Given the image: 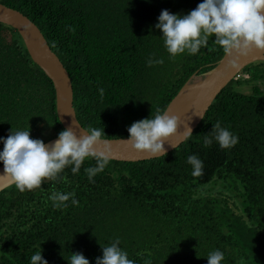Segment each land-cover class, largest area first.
Returning <instances> with one entry per match:
<instances>
[{
  "label": "trees",
  "instance_id": "obj_1",
  "mask_svg": "<svg viewBox=\"0 0 264 264\" xmlns=\"http://www.w3.org/2000/svg\"><path fill=\"white\" fill-rule=\"evenodd\" d=\"M202 0H0L44 34L70 74L80 124L101 139L128 138L133 122L166 111L194 75L224 53L210 38L195 55L170 58L155 25L162 10L181 16ZM150 57L163 64L149 67ZM222 91L196 131L178 149L144 162L110 160L89 181L85 160L73 174L0 193V264H29L40 251L48 264L81 253L96 264L102 246L119 238L135 264H264V62L247 67ZM245 83L250 92L238 88ZM221 122L238 136L231 149L204 145ZM30 130L45 143L65 130L53 82L30 57L20 34L0 23V137ZM0 143V151L3 150ZM203 161L192 176L188 155ZM0 166H3L0 163ZM75 193L78 205L55 208L54 192Z\"/></svg>",
  "mask_w": 264,
  "mask_h": 264
},
{
  "label": "clouds",
  "instance_id": "obj_2",
  "mask_svg": "<svg viewBox=\"0 0 264 264\" xmlns=\"http://www.w3.org/2000/svg\"><path fill=\"white\" fill-rule=\"evenodd\" d=\"M155 27L163 34V44L170 58L182 54L195 56L202 48L208 47L211 38L235 67L240 58L248 56L253 50H264V0H202L183 16L162 10ZM163 63V58L150 57L147 61L149 67ZM196 115L203 117L202 113ZM183 127L184 137L191 136V127L187 123ZM180 128L181 121L177 116L160 111L133 122L127 129L129 136L126 140L140 153L163 157L167 155L168 147H176L169 141ZM104 133V130L92 128L78 138L71 128H67L49 145L43 140L33 139L30 130L12 128L7 137H0L4 146L0 151L3 175H9L20 191L32 190L41 187L46 180H56L66 168L70 167L73 174L78 173L85 160L92 158L96 161L95 166L84 168V172L89 181H93L110 162V154H98L94 147L102 142ZM238 139L236 134L217 121L212 131L204 135V145L207 147L215 142L221 149H231ZM186 161L192 167V176L203 174V161L199 156L188 155ZM70 198L73 206L78 205L74 192L58 191L50 197L55 208L68 207ZM120 245V239L116 238L108 246H102L103 255L96 258V264H135ZM206 258L208 264H222L225 255L216 249L209 252ZM29 264L48 262L42 252L37 251L31 255ZM68 264H90V261L81 253H72Z\"/></svg>",
  "mask_w": 264,
  "mask_h": 264
},
{
  "label": "water",
  "instance_id": "obj_3",
  "mask_svg": "<svg viewBox=\"0 0 264 264\" xmlns=\"http://www.w3.org/2000/svg\"><path fill=\"white\" fill-rule=\"evenodd\" d=\"M0 23L20 34L33 62L53 82L57 96L58 117L64 129L71 128L78 138L86 135L88 131L80 124L74 108V90L70 75L59 57L52 51L39 27L21 12L1 3ZM259 62H264V50H253L248 56L240 58L235 67L230 63V58L224 55L215 68L203 75H194L166 110L181 121L177 135L169 141L176 147H168L167 154L178 149L190 137H184V123L191 127L193 134L222 91L247 67ZM201 113L203 117L196 115ZM57 138L46 144H52ZM126 139H101L102 142L94 146L95 151L98 154L106 152L110 154V160L119 162L135 163L161 158L134 150ZM3 171L4 166H0V193L15 185L9 175H3Z\"/></svg>",
  "mask_w": 264,
  "mask_h": 264
},
{
  "label": "rangeland",
  "instance_id": "obj_4",
  "mask_svg": "<svg viewBox=\"0 0 264 264\" xmlns=\"http://www.w3.org/2000/svg\"><path fill=\"white\" fill-rule=\"evenodd\" d=\"M254 64H257V63H254ZM238 78H240V79H245L246 78V74H241ZM239 90H241V91H244V92H250V90H251V86L250 87H247V85L245 84V83H243L239 88H238Z\"/></svg>",
  "mask_w": 264,
  "mask_h": 264
}]
</instances>
